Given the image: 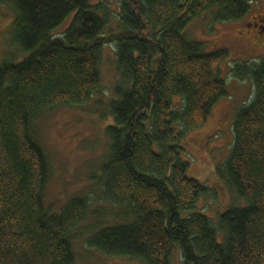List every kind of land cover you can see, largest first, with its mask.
Masks as SVG:
<instances>
[{"label": "trees", "instance_id": "1", "mask_svg": "<svg viewBox=\"0 0 264 264\" xmlns=\"http://www.w3.org/2000/svg\"><path fill=\"white\" fill-rule=\"evenodd\" d=\"M13 19L19 61L0 63V264H75L71 233L89 201L73 196L59 213L44 204L46 154L33 122L43 111L85 104L98 90L103 47L112 44L119 81L106 102L107 160L97 183L124 222L99 226L86 246L142 264H264V61L227 72L251 83L238 108L221 174L244 206L216 222L194 211L208 187L182 158L185 132L203 126L228 95L227 49L204 50L183 33L191 18H241L244 0H119L118 31L89 0H0ZM71 15L68 26L57 31ZM223 171V172H222ZM95 228V226H94Z\"/></svg>", "mask_w": 264, "mask_h": 264}, {"label": "rangeland", "instance_id": "2", "mask_svg": "<svg viewBox=\"0 0 264 264\" xmlns=\"http://www.w3.org/2000/svg\"><path fill=\"white\" fill-rule=\"evenodd\" d=\"M89 1L100 16L106 17L103 36L117 32L119 0ZM244 1L250 7L249 11L258 8L259 0ZM211 14L209 11L191 18L183 33L201 41L206 52L217 49L229 51V59L222 67L228 95L214 105L203 126L184 133V152L181 156L189 162L190 174L208 187L207 194L199 198L194 211L215 223L228 208L245 205L220 171L232 147V123L236 112L250 101L252 88L248 80L235 79L227 72L235 63H253L260 57L240 48L237 32L240 24L237 20L215 22ZM12 19L13 14L8 8H0V63L19 61L25 56L18 51L9 35ZM70 20L71 15L57 31H63ZM114 62V47L106 44L99 65L100 85L92 97L80 106L43 111L33 122L34 134L46 154L50 169L44 191L45 206L57 214L73 196L81 195L89 201L85 219L71 233L75 264H142L132 258L105 256L86 246L87 238L100 228V224L105 226L124 222L119 208L101 200V187L97 183L101 165L108 155L105 127L111 118L106 102L119 81ZM171 254L170 264H183L177 247Z\"/></svg>", "mask_w": 264, "mask_h": 264}, {"label": "flooded vegetation", "instance_id": "3", "mask_svg": "<svg viewBox=\"0 0 264 264\" xmlns=\"http://www.w3.org/2000/svg\"><path fill=\"white\" fill-rule=\"evenodd\" d=\"M237 21L240 48L260 57L257 61H264V0H259L257 9H248Z\"/></svg>", "mask_w": 264, "mask_h": 264}]
</instances>
